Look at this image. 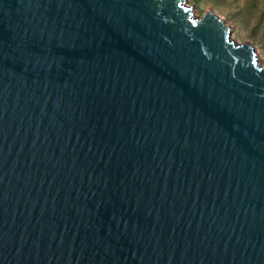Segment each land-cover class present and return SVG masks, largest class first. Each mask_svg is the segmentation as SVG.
Listing matches in <instances>:
<instances>
[{"label":"water","instance_id":"95a60500","mask_svg":"<svg viewBox=\"0 0 264 264\" xmlns=\"http://www.w3.org/2000/svg\"><path fill=\"white\" fill-rule=\"evenodd\" d=\"M0 264H264V63L186 0H0Z\"/></svg>","mask_w":264,"mask_h":264},{"label":"rangeland","instance_id":"374dc122","mask_svg":"<svg viewBox=\"0 0 264 264\" xmlns=\"http://www.w3.org/2000/svg\"><path fill=\"white\" fill-rule=\"evenodd\" d=\"M194 14L216 13L237 42H249L264 63V0H186Z\"/></svg>","mask_w":264,"mask_h":264},{"label":"bare ground","instance_id":"6f19581e","mask_svg":"<svg viewBox=\"0 0 264 264\" xmlns=\"http://www.w3.org/2000/svg\"><path fill=\"white\" fill-rule=\"evenodd\" d=\"M258 55V54H257ZM259 58V57H258ZM261 61V60H260ZM261 63V62H260Z\"/></svg>","mask_w":264,"mask_h":264}]
</instances>
